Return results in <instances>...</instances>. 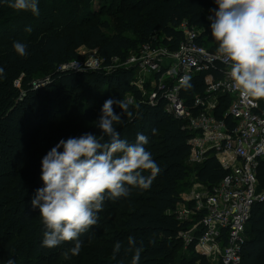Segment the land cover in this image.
I'll return each instance as SVG.
<instances>
[{
  "label": "trees",
  "instance_id": "1",
  "mask_svg": "<svg viewBox=\"0 0 264 264\" xmlns=\"http://www.w3.org/2000/svg\"><path fill=\"white\" fill-rule=\"evenodd\" d=\"M54 1L40 0L39 16L13 11L9 24L5 20L9 38L0 37V67L5 70L0 78V258L18 261L20 257L16 253L29 241L32 248L25 260L27 264H55L73 246L64 242L52 249L42 247L45 229L39 209L31 205L36 190L44 186L40 179L41 161L61 139L89 132L101 135L95 122L102 105L109 98H118L133 100L129 105L133 115H124V122L116 125L121 138L134 142L138 132L147 135L149 142L145 148L148 151L150 146L157 148L152 157L161 171L149 189L133 188L126 198L105 201L98 215L113 216L119 207L127 204V211L114 229L119 232L117 242L122 245L121 251L113 259V246L110 257L87 264H131L132 253L125 251L129 237L135 239L137 247L143 245L139 264H209L193 248L184 251L180 237L181 232L193 226V222L182 221L177 215V206L183 202L180 188L188 183L191 174L187 165L191 135L184 129V121L166 111V100L161 95L153 104L143 98L132 85L136 76L134 68L109 69L114 60L125 62L130 52L145 44L158 41L177 50L184 38L179 27L187 22L189 27L203 28L207 21L205 12L217 7L214 0H112L118 3V11L125 10L127 19L123 28L133 33V39L121 34L108 38L107 21L81 17L83 10L63 0ZM28 25L33 29L31 32L25 31ZM204 31L205 43L218 46L210 35V27ZM25 33H30L29 37H24ZM14 41L27 45V57L15 53ZM83 45L98 48L103 61L101 69L61 70L77 60L76 50ZM42 72L49 79L35 87V78ZM209 75L218 77L213 70L206 71L191 77L192 89H182L181 96L187 105L192 104L196 95L204 94ZM18 81L20 87L16 85ZM69 100L79 104L76 118L79 125L66 123L64 114L70 108H64ZM115 110L121 112L118 107ZM227 174L211 156L197 168L196 177L211 188ZM258 174L264 188V162ZM93 228L80 237L82 248L91 243ZM179 252L181 255L176 260ZM241 252V264H264V202H257L252 208L247 240Z\"/></svg>",
  "mask_w": 264,
  "mask_h": 264
},
{
  "label": "built area",
  "instance_id": "2",
  "mask_svg": "<svg viewBox=\"0 0 264 264\" xmlns=\"http://www.w3.org/2000/svg\"><path fill=\"white\" fill-rule=\"evenodd\" d=\"M209 27V20L203 28L184 22L179 27L184 38L177 50L158 43L155 34L157 44L142 45L140 54L128 58L124 68L136 70L132 85L146 101L153 104L161 95L166 111L184 121V129L191 135L187 158L190 177L194 174L197 179V168L211 156L228 172L211 188L197 180L195 190L182 197L177 215L182 221L193 222L190 229L180 233L184 249L193 248L209 264H241L252 208L264 202L258 177L264 162V99L243 97L232 90L226 65L216 56L217 46L205 43L204 30ZM102 63L98 56L87 62L76 60L61 70L91 72L101 69ZM212 70L218 77L207 76L204 94L196 95L187 105L181 96V77ZM16 85L20 87V81ZM185 201L195 202V206L179 208Z\"/></svg>",
  "mask_w": 264,
  "mask_h": 264
},
{
  "label": "clouds",
  "instance_id": "3",
  "mask_svg": "<svg viewBox=\"0 0 264 264\" xmlns=\"http://www.w3.org/2000/svg\"><path fill=\"white\" fill-rule=\"evenodd\" d=\"M14 11L39 16L40 0H2ZM210 9V35L217 43L215 53L226 65L230 87L243 97L264 99V0H214ZM31 25L25 27L31 32ZM13 50L27 57V45L13 42ZM5 70L0 67V78ZM185 90L193 88L191 76L180 79ZM131 101L118 98L105 100L95 126L101 135L84 133L79 137L61 139L42 158L41 176L44 186L31 200L39 209L44 226L42 247L52 249L64 242L73 246L63 253L65 258L81 252L80 237L97 225L106 200L128 197L133 188L147 190L161 168L145 145L148 136L138 132L135 141L121 138L116 125L122 117H131ZM116 107L121 109L118 114ZM153 129L152 133L155 134ZM107 138V139H106ZM62 149V151H61ZM148 175H145V173ZM121 243L113 248V259L121 251ZM143 245L137 247L129 237L126 252L132 253L131 264H139ZM7 264H14L9 260Z\"/></svg>",
  "mask_w": 264,
  "mask_h": 264
},
{
  "label": "rangeland",
  "instance_id": "4",
  "mask_svg": "<svg viewBox=\"0 0 264 264\" xmlns=\"http://www.w3.org/2000/svg\"><path fill=\"white\" fill-rule=\"evenodd\" d=\"M111 1L112 0L110 1L76 0L75 2L74 1L71 2L70 0H63L64 3L69 2L75 7L83 10L80 13L81 17L84 16L88 19L94 18V19H98L101 21H107L110 27L109 29L105 30V34L108 38L115 34H121L123 36L133 39L134 38L133 33L123 28V25L125 24L126 19H127V14L125 13V10H123L122 12L118 11L117 9L118 3H113V1L111 3V5L113 6L111 7L110 5ZM54 2H55L54 0H49V3H54ZM8 8L9 7L3 4L2 0H0V30H1L0 37H2V40H4V38L5 39L9 38V35H10L8 24H9L10 16L12 15V12L14 10L10 8L8 9ZM209 15H211L210 11L205 12L206 20H208L207 16ZM5 20L8 22V24L5 23ZM29 35L30 33H25L24 37H29ZM141 50H142V47L138 46L136 50L128 54V58L130 57L132 58L133 56H138ZM76 52L78 55L77 60L82 61V62H87L92 58L95 59V57H98V48L95 46L83 45L77 48ZM121 69H124V62L120 60H115L111 69H109V71H113V70L117 71ZM48 77L49 76L46 75V72H42L38 74L37 77L35 78V83H34L35 86L40 85L43 82H46L49 79ZM68 108H70V110H67L66 113L64 114V117L65 118L67 117L68 119L66 123H68L71 126L79 125L80 121L76 119L78 118L77 110L79 108V104H76L72 100H69L65 104L64 109L66 110ZM71 110H72V114L68 115V113H71L70 112ZM149 151L154 157L157 153V148H152V146H150ZM193 176L194 174H192V177H189L188 183H185V185H182L180 188L181 196L183 198L187 196V193L189 194L193 192V191L191 192L189 191L195 190L194 186H197L198 184L197 179H195ZM194 206H195V202L185 201V205L181 204L179 208L187 210L188 208H191ZM126 211H127V204L119 207V209H117V212L113 216L99 215L100 219L97 225H95L93 228V239L91 243L87 247L81 248V252L78 256H71L69 254V257L65 258L63 255L60 258V260L56 262L55 264H87V263H93L99 258L110 257L111 247H113L119 239L118 237L119 232H114V229L117 228V226L119 225V221H121ZM25 243H27V245L25 247H21L16 253V257H20V259L15 262L13 261L14 264H27L25 260L29 257L32 247L29 244V241H25ZM184 251L186 250L184 249ZM180 255H181V252H179L176 255L175 259L177 260V258ZM7 262H8L7 260L0 258V264H7Z\"/></svg>",
  "mask_w": 264,
  "mask_h": 264
}]
</instances>
